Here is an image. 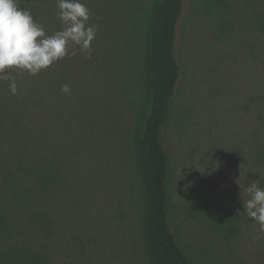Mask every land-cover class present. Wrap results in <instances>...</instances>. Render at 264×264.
<instances>
[{"label":"rangeland","instance_id":"obj_1","mask_svg":"<svg viewBox=\"0 0 264 264\" xmlns=\"http://www.w3.org/2000/svg\"><path fill=\"white\" fill-rule=\"evenodd\" d=\"M226 1L214 13L183 0L182 74L163 132L170 225L192 264H264V239L253 242L259 226L242 203L243 189L264 176V0ZM82 2L98 25L90 58L76 51L37 76L11 70L16 95L0 80V207L9 181L34 186L27 169L38 165L52 177L13 212V241L40 252L43 264H145L132 149L136 8L133 0ZM22 6L47 34L60 30L56 0ZM226 193L232 209L222 218L210 207Z\"/></svg>","mask_w":264,"mask_h":264},{"label":"trees","instance_id":"obj_2","mask_svg":"<svg viewBox=\"0 0 264 264\" xmlns=\"http://www.w3.org/2000/svg\"><path fill=\"white\" fill-rule=\"evenodd\" d=\"M212 12L227 6L226 0H197ZM136 8L138 47L136 52L139 100L133 122L132 149L138 178V207L145 264H192L191 256L170 225L171 158L163 141L181 78L176 57L177 26L183 0H133ZM51 175L38 165L27 169L34 186L20 187L9 181L10 201L0 207V264H43L44 258L27 243L13 241L15 209L34 203L35 195L49 185ZM226 193L213 209H232ZM6 203V202H5Z\"/></svg>","mask_w":264,"mask_h":264},{"label":"clouds","instance_id":"obj_3","mask_svg":"<svg viewBox=\"0 0 264 264\" xmlns=\"http://www.w3.org/2000/svg\"><path fill=\"white\" fill-rule=\"evenodd\" d=\"M56 7L61 28L49 35L22 0H0V80L10 82L13 95L18 92L16 75L37 76L76 51L91 57L98 25L89 23L92 15L87 5L82 0H56ZM61 91L69 94L71 89L64 84ZM243 191L248 197L242 199L243 212L259 226L255 242L264 239V176L252 180Z\"/></svg>","mask_w":264,"mask_h":264}]
</instances>
